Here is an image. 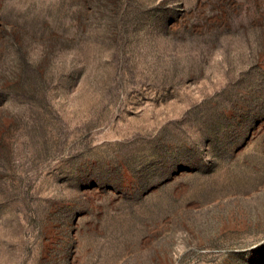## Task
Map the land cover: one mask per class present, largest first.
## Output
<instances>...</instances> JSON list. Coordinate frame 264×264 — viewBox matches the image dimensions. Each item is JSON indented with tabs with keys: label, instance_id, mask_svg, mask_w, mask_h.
<instances>
[{
	"label": "rangeland",
	"instance_id": "obj_1",
	"mask_svg": "<svg viewBox=\"0 0 264 264\" xmlns=\"http://www.w3.org/2000/svg\"><path fill=\"white\" fill-rule=\"evenodd\" d=\"M0 264H264V0H0Z\"/></svg>",
	"mask_w": 264,
	"mask_h": 264
}]
</instances>
